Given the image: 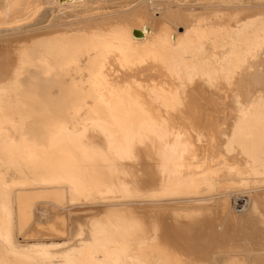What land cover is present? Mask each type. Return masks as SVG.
Returning <instances> with one entry per match:
<instances>
[{
    "label": "bare ground",
    "instance_id": "6f19581e",
    "mask_svg": "<svg viewBox=\"0 0 264 264\" xmlns=\"http://www.w3.org/2000/svg\"><path fill=\"white\" fill-rule=\"evenodd\" d=\"M0 264H264V0H0Z\"/></svg>",
    "mask_w": 264,
    "mask_h": 264
},
{
    "label": "rangeland",
    "instance_id": "374dc122",
    "mask_svg": "<svg viewBox=\"0 0 264 264\" xmlns=\"http://www.w3.org/2000/svg\"><path fill=\"white\" fill-rule=\"evenodd\" d=\"M245 182V184H246V186L248 187V188H250L251 187V180H245L244 181ZM229 196H230V194H228ZM241 207V206H240ZM76 212V213H75ZM84 213V211H82V208H77V209H73V211H71V216L72 217H74V216H80V215H82ZM18 237H19V239H21V236L20 235H18Z\"/></svg>",
    "mask_w": 264,
    "mask_h": 264
}]
</instances>
